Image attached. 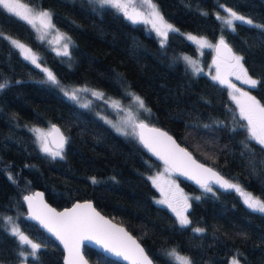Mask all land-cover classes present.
Instances as JSON below:
<instances>
[{
	"label": "trees",
	"instance_id": "obj_1",
	"mask_svg": "<svg viewBox=\"0 0 264 264\" xmlns=\"http://www.w3.org/2000/svg\"><path fill=\"white\" fill-rule=\"evenodd\" d=\"M20 1L49 10L55 28L72 43L65 56L38 39L26 22L0 8V32L31 48L40 65L0 38V83L9 82L0 91V264H22L20 251L28 256L27 264H63L61 247L24 218L22 195L34 189L42 190L57 208L92 200L139 240L154 264H179L170 255L173 249L192 264H231L233 258L240 264H264V213L249 209L234 190L211 186L208 192L174 174L190 195L186 214L191 224L181 227L173 211L157 202L160 194L148 175L159 162L139 137L117 132L103 119L99 101L84 107L43 71H51L58 84L85 86L106 97L138 95L150 109L140 114L148 120L143 122L165 129L198 160L264 200V150L247 140V121L240 117L238 105L227 86L209 73L210 51L199 56L201 72L189 69L182 57L197 55L184 32L215 42L223 35L259 82L248 89L264 105V28L255 27L264 24V0H153L164 19L179 30L169 32L163 45L144 23H132L116 9L101 8L91 0ZM221 6L249 17L253 25L236 22L235 31L229 30L216 19ZM52 123L66 137L62 157L44 152L31 131L50 130ZM8 216L41 245L35 257L12 235ZM194 228L205 231L196 233ZM83 252L91 264H123L86 245Z\"/></svg>",
	"mask_w": 264,
	"mask_h": 264
},
{
	"label": "snow or ice",
	"instance_id": "obj_2",
	"mask_svg": "<svg viewBox=\"0 0 264 264\" xmlns=\"http://www.w3.org/2000/svg\"><path fill=\"white\" fill-rule=\"evenodd\" d=\"M91 2L99 5L101 8L109 7L116 9L118 12L122 13L125 18H127L132 23H145L150 24L152 30H154L158 36L162 37L161 44L166 42L169 32H178L179 30L174 28L173 25L167 23L164 17L157 10V6L153 3V0H140L141 6H147L149 11L147 14L138 9L135 0H91ZM223 7V6H221ZM0 8L7 10L14 17L26 22L37 32L55 29V25L52 23V13L50 11H36L29 8L27 5L19 3V0H0ZM225 11L228 13L227 16H220L217 14L216 19L223 22L227 28L231 31H235V24L239 22L240 24L253 25L251 19H246L244 16L239 15L237 12L233 11L231 8H226ZM206 15V13H204ZM39 22V27L37 26ZM255 27L264 28L261 25H255ZM57 35L55 41L59 43L60 40L66 41L63 44V55H69L68 48L71 43V37L66 34L60 33L58 29H55ZM0 38L8 39L10 43L17 49L20 50L24 59L31 61L37 67H40L38 63V57L32 52L31 48H28L23 43L11 37H4L3 33L0 32ZM43 36L38 37V39L43 40ZM187 39L199 45L200 47H213L206 38L197 37L191 34L187 35ZM217 51L219 52L221 48L226 50L228 55V68L230 71L226 75H221L220 64L217 63V75L213 77L214 80L219 81L221 84L227 85L233 91L230 93L231 99L236 102L239 107L240 117L247 121L246 125L243 127L247 132V140L254 141L258 145L262 146L264 150V105H261L255 97L249 95L248 92H242L241 89L227 78L228 76H235L237 80H241L244 84L249 85L251 88H255L259 83L257 80L251 78L248 75L247 70L244 68L242 60L243 57L235 55L232 53L231 48L225 42L223 35L220 36L219 42L215 45ZM61 54V53H58ZM196 72L200 69L197 67L196 61L185 56L183 57ZM43 71L47 74V78L53 84H58L55 75L44 68ZM8 81L0 83V91L8 86ZM92 91L85 88L73 89L70 93L66 92L70 99H78L79 92ZM92 95L97 98L103 99V93L92 91ZM131 96L137 106L144 111L149 112L145 106L143 99L134 93H127ZM87 107L88 105H83ZM112 106L121 109L119 101H112ZM127 117L124 121L126 125H129L132 129L133 135H137L141 143L145 147L149 148L154 154L159 156L165 163V165L170 166L181 172L183 175L189 176V178L196 180L198 184L201 185L206 191L211 192L212 187L209 181H213L219 184L222 188L234 190L239 194L243 203L252 211H258L264 213V200L254 197L250 192L245 191L239 184L231 183L225 180L219 175V173L213 171L211 168H206L202 164H197L184 149H181L176 145L175 141L172 140L167 133L160 132L159 129L149 128L147 124L143 121H137L131 108L127 109ZM111 123V121H108ZM115 127V125H114ZM207 127V126H206ZM55 128V126H53ZM139 129V132H137ZM154 134V138L146 137L144 130ZM33 131L41 142L42 150L52 157H62V149L66 142L63 134H60L59 142L56 145L57 150L53 151L48 147L45 140V134L41 129L34 128ZM55 131L59 133V129L55 128ZM117 131H123L122 128L117 127ZM124 135H128V132H123ZM162 138V139H155ZM244 146L248 149L247 142H244ZM251 151V149H248ZM168 171V168L165 169ZM153 183L160 187L159 181L163 179L162 174H158L156 177H150ZM92 183H97V180L93 177ZM163 191V188H161ZM42 194H35L36 197ZM29 202V208L32 210V219L38 220L40 224L46 228L50 233H52L57 239L63 243L65 249L68 252L67 264H87L80 255V246L84 240H95L96 243L100 244L106 251L112 252L117 256H122L125 260H131L132 264H152V261L144 253V250L133 240L122 228H117L112 225L110 221L102 217L90 203L76 204L73 208L66 210L62 213H56L52 209H48L46 205H43L44 211H38L33 207L34 196H26L24 198ZM182 202H177L174 204L169 199L161 200L158 203L167 204L168 207L172 209L175 213L178 223L181 227H185L191 224L190 219L185 214L187 209L191 207L188 203V197L183 196ZM199 199V197H197ZM11 217L8 220L11 221ZM194 232L202 233L205 231L202 228H194ZM12 235L18 238L20 245H27L30 248L28 255L35 257L37 251L40 249L41 245L34 243L27 235H25L19 227L13 224L11 228ZM170 255L174 256L179 264H192L190 258L179 255L172 250ZM19 256L23 258L22 264H27L28 256L25 251H20ZM231 264H240L239 260L233 258Z\"/></svg>",
	"mask_w": 264,
	"mask_h": 264
},
{
	"label": "rangeland",
	"instance_id": "obj_3",
	"mask_svg": "<svg viewBox=\"0 0 264 264\" xmlns=\"http://www.w3.org/2000/svg\"><path fill=\"white\" fill-rule=\"evenodd\" d=\"M136 2V5L138 7V9L142 12H145L147 14V12L149 11V9L147 8V6H141L140 5V0H135ZM21 3V1L19 2ZM22 4H24L22 2ZM26 5V4H25ZM28 6V5H27ZM29 8H32L36 11H49L47 9H41V8H38V7H35V6H28ZM228 8V7H222L221 10L219 11L220 13H218L220 16H227L228 13L225 11V9ZM158 10V8H157ZM159 11V10H158ZM160 12V11H159ZM161 14V13H160ZM239 14V13H238ZM239 15H242V14H239ZM244 16V15H242ZM246 19H250L249 17L247 16H244ZM165 20V19H164ZM166 21V20H165ZM167 22V21H166ZM169 23V22H167ZM254 23V22H253ZM145 24V23H144ZM171 24V23H169ZM258 25H261V26H264V24H259V23H256ZM172 25V24H171ZM37 26L39 27V22H37ZM145 27L148 31H152L154 34L157 35V33L152 30L151 28V25L150 24H145ZM175 28V27H174ZM55 29H58V28H55ZM55 29H50V30H47V31H44L43 29L39 32H37L36 30V33H37V36L40 37V36H43V40H45L49 45L50 47H52L53 49H55L56 51L58 52H61L63 53L64 49H63V44L66 42L64 40H60L59 43H57L55 41V37L57 35ZM60 33H63V34H66L64 33L63 31H61L60 29H58ZM184 36L187 38V35L188 34H191V35H194V36H197L198 38L199 37H204L207 39V41L213 45L214 47V43L215 41H211L210 39H208L207 37L203 36V35H199V34H195V33H192V32H184L183 33ZM67 35V34H66ZM68 36V35H67ZM158 36V35H157ZM69 37V36H68ZM159 40H163L162 37L158 36ZM190 41V40H189ZM192 42V41H191ZM22 43V42H21ZM71 43H72V40H71ZM194 43V42H193ZM195 44V43H194ZM25 45V44H24ZM27 46V45H26ZM196 46V49H197V55L196 56H191V55H188V54H182V57H189L191 58L192 60L196 61V64H197V67L200 69L199 72L203 71L204 68L202 67L201 65V62H200V58L199 56L202 54V52L205 50V49H208L211 53L210 55V60H209V73L211 74L212 77L216 76L217 75V63L220 64V73L221 75H226L230 69L228 68V60L227 59H224V58H221L217 55H215L213 53V47H200L199 45L195 44ZM28 47V46H27ZM29 48V47H28ZM69 49V48H68ZM19 50V49H18ZM20 52V50H19ZM21 54V52H20ZM22 55V54H21ZM235 55H238L240 56L239 54L235 53ZM23 56V55H22ZM183 60L186 62V64L188 65L189 69H191L193 72H196L193 67L183 58ZM244 66V65H243ZM245 68V67H244ZM249 75V74H248ZM250 76V75H249ZM46 77H47V74H46ZM251 77V76H250ZM231 83L235 84L237 86V88L241 89L242 92H248L249 95L253 96L250 92H249V85H246L244 84L241 80H237L235 76H228L227 77ZM252 78V77H251ZM254 79V78H253ZM57 86H59L64 93L66 92H71L73 89H77V88H85V86H65V85H61V84H56ZM227 86V85H226ZM228 88V92L229 94L232 93V89ZM92 91H97V92H100L99 90H95V89H91V88H88ZM92 91H88V92H79L78 93V99L74 100L80 104H88L90 103L92 100H97L100 102V110L102 111L101 112V115L103 117V119L108 122V121H111V123H109L112 127H114V129L117 131V127H120L123 129V131H117L119 132L120 134L124 135L123 132H128L129 134L128 135H133L131 134L132 133V129L129 125H126L124 123L126 117H127V109L131 108L134 115L136 116L137 118V121H145L148 123V120L146 118H144L142 115H140L141 113L144 114L146 111H144V109H140L137 104L135 103L134 99L127 95L126 98H117V97H106L104 96L103 99H100V98H97L96 96H93L92 95ZM130 93V92H129ZM136 95V94H135ZM68 96V95H67ZM138 96V95H137ZM69 97V96H68ZM254 97V96H253ZM256 98V97H255ZM256 100L258 101V99L256 98ZM112 101H119L120 102V105H121V109H117L115 107L112 106ZM38 129H41L43 131V133L45 134V140L48 144V147L50 149H52L53 151L57 150L55 148H52L48 141H47V137H46V133L48 132L49 130V127L47 128H43V127H37ZM34 129V128H33ZM37 136V135H36ZM127 136V135H125ZM38 138V137H37ZM38 142H39V145L41 146V142L40 140L38 139ZM168 168L167 166H165L164 164L162 163H159L158 167H156L149 175V179L150 177H156L158 174H162L163 176V179L161 181H159V184H160V187H157L156 184L153 183L152 179H150V181L157 187L158 191H159V199H157L159 201L161 200H165L166 198L169 199L171 202H173L174 204H176L177 202H182V197L183 196H187L188 199L190 197V195L188 193H186L183 188L180 186L176 176L174 175L175 173L168 168V171H165V169ZM161 188H163V191H161ZM248 192V191H247ZM167 205V204H165ZM168 207V205H167ZM171 211L172 209L170 207H168ZM174 213V212H173ZM175 214V213H174ZM186 214V213H185ZM187 215V214H186ZM9 217V216H8ZM8 217H6V221H7V224H8V228L10 229L11 231V228L13 226V224H16V221L13 217H11V221L8 220ZM18 227V226H17ZM232 262V261H231Z\"/></svg>",
	"mask_w": 264,
	"mask_h": 264
},
{
	"label": "water",
	"instance_id": "obj_4",
	"mask_svg": "<svg viewBox=\"0 0 264 264\" xmlns=\"http://www.w3.org/2000/svg\"><path fill=\"white\" fill-rule=\"evenodd\" d=\"M219 42V40H217L214 44V47H213V51L215 53V55L221 57V58H224V59H227L228 60V53L226 52V50H224L223 48L220 49V51L218 52L215 45H217ZM226 42V41H225ZM227 43V42H226ZM227 45L231 48V46L227 43ZM232 50V53L234 54L233 52V49L231 48ZM145 123V122H144ZM147 124V123H145ZM149 128H154V129H159L160 132H164V133H167L168 136H170L172 138L173 141H175L176 145H178L181 149H184L187 153H189L192 157V159L197 163V164H202L204 165L206 168H211L213 171L219 173V175L221 177H223L225 180H228L224 175H222L218 170H216L214 167L210 166L209 164L203 162V161H200L198 160L191 151H189L185 146H183L181 143H179L176 138L171 135L168 131H166L165 129L161 128V127H158V126H155V125H150V124H147ZM53 126H55V128H58L59 129V133H57L55 131V128H53ZM137 132H139V129H137ZM60 134H63V136L65 137L64 133L62 132L61 128L55 124V123H52L50 125V130L47 132L46 134V137H47V141L49 143V145L52 147V148H56V145L57 143L59 142V138H60ZM144 134L146 137H149V138H154V134L151 133V132H148L147 129L144 130ZM66 139V137H65ZM157 140L159 139H162V138H155ZM143 147L145 148V150L147 151V153L149 154V156L159 162V163H162L165 165L164 161L162 159L159 158V156H157L156 154H154L152 151L149 150V148L145 147L144 144L142 143ZM167 166V165H165ZM169 169H171L180 179L184 180V181H188L194 185H199L201 186L200 184H198L196 182V180L194 179H191L189 178V176L187 175H183L181 174L180 171L174 169V168H171L170 166H167ZM230 182V180H228ZM209 184L210 186L216 188V189H219V190H225V188H222L219 184H216L214 183L213 181H209ZM35 194H42L41 196H38L36 197ZM26 196H34L35 199L33 200V207L36 208L38 211H44L43 209V205H46L48 209H52L54 210L56 213H62V212H65L66 210L68 209H71L74 207V205L76 204H85V203H90L92 205V207L95 209L96 212H98L102 217H104L106 220L110 221L112 225H115L117 228H122L124 229V231L128 234V236H130L133 240H135V242L137 244H139V246L144 250V253L148 256V258L152 261V264H154L153 260L150 258V256L148 255V253L146 252V250L144 249L143 245L139 242V240L122 224L114 221L113 219H111L109 216L103 214L92 202V200L90 199H85V200H76L74 202H72L70 205L68 206H65V207H62V208H57L55 207L54 205H52L51 203H49L46 198L44 197V193L42 190L40 189H34L33 191H27L25 192L23 195H22V202H23V205H24V209H25V213H24V218L29 220V221H32V222H35L39 228H41L45 233H47L62 249V252H63V256H62V263L63 264H67V261H68V252L67 250L65 249L63 243H61V241L59 239H57L52 233H50L46 228H44L40 222L38 220H34L32 219V210L29 208V202L27 200H25L24 198ZM88 246V247H91L99 252H101L102 254H104L105 256L109 257V258H112L120 263H123V264H132L131 260H125L123 259L122 256H117L115 255L114 253L112 252H108L106 251L100 244L96 243L95 240H84L80 246V255L82 256L83 260L87 262V264H91L89 262V260L87 259V257L84 255V252H83V248L84 246Z\"/></svg>",
	"mask_w": 264,
	"mask_h": 264
}]
</instances>
